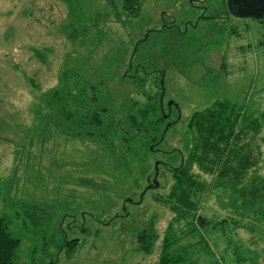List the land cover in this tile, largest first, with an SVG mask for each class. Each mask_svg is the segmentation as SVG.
I'll return each mask as SVG.
<instances>
[{
    "label": "rangeland",
    "instance_id": "1",
    "mask_svg": "<svg viewBox=\"0 0 264 264\" xmlns=\"http://www.w3.org/2000/svg\"><path fill=\"white\" fill-rule=\"evenodd\" d=\"M67 1L75 7L73 18L63 0H0V217L20 240L17 264H155L168 224L175 223L172 234L186 229L161 204L159 198L170 194L172 181L159 163L158 188L148 189L139 203L161 155L143 156L133 145L132 156L120 158L100 143L63 136L45 118L46 94L60 87L64 74L75 72L108 93L116 108L129 98L141 101L130 79L141 58L149 72L146 93H157L153 82L163 72V112L172 101L180 113L175 133L167 132L166 147L182 148V125L217 101L245 102L264 111V25L231 17L201 22L182 35L185 22L194 24L198 15L189 0H139L137 18H121L123 0ZM219 4L204 2L208 8ZM113 9L119 12L118 22ZM163 23L181 32L160 29ZM75 31L78 37L68 39ZM140 40L141 53L132 60ZM129 61L133 66L127 69ZM176 116L172 108L169 120ZM256 155L260 159L250 175L256 171L264 178L263 142ZM29 205H47L41 224L24 215L22 206ZM237 205L203 196L195 213L199 222L230 216L253 232L236 228L226 238L207 229L212 254L195 252L194 264H234L236 252L264 264V222L256 223ZM80 225L83 233L76 229ZM150 226L159 239L145 256L134 251L135 238ZM72 238L71 247L60 246Z\"/></svg>",
    "mask_w": 264,
    "mask_h": 264
},
{
    "label": "trees",
    "instance_id": "2",
    "mask_svg": "<svg viewBox=\"0 0 264 264\" xmlns=\"http://www.w3.org/2000/svg\"><path fill=\"white\" fill-rule=\"evenodd\" d=\"M138 1L123 0L121 18L126 14L129 18L139 17L141 7ZM63 2L68 6L69 18H73L75 7L70 6L71 3L67 0ZM131 2H135L133 8L130 7ZM113 12L118 22L119 12L118 15L115 10ZM258 23L264 25V20ZM169 29L175 30L174 27ZM77 37L76 31L68 35L71 40ZM141 43L142 40L132 51V60L138 55L137 52H140ZM140 60L141 58L136 61L130 79L133 80L135 91H138L139 95L142 94L141 101L129 98L116 108L108 93L87 82L77 73L71 72L64 74L58 89L46 94L45 118L63 136L100 143L111 152L116 150L120 158L132 156L133 145H137L144 152L143 156L146 153L160 154L161 158L156 162L160 163L163 173L169 174L172 186L170 194L163 200L159 199L162 205L175 212L176 223H184L186 229L179 232L176 230L175 234H172L175 223L171 221L168 224L162 235L155 264H194L192 257L195 252L207 250L212 254L206 240L207 229L219 230L226 238L230 236V231L236 228L253 232L251 226H240V221H235L230 216L214 223L203 218H200L199 222L195 213L203 196L211 194L217 199H227L233 206L238 203V211L244 212L248 217L252 215L256 223L264 222V178H259L256 171L250 175V170L257 167L260 159L256 155L260 150V142L264 144V111L251 109L245 102L239 104L227 99L217 101L201 111L194 112L185 125H182L179 133L183 142L182 148L166 147L167 132L172 130L171 134L175 133L178 114L175 110L177 116L173 121L169 120L170 117L163 118V105L159 102L163 72H158L153 82L157 93H146L144 86L149 81V72L146 71V62ZM129 64L130 61L127 69L133 66ZM153 72L156 71L150 74ZM139 74L141 76L138 78ZM167 124H170L168 128ZM257 139H260L259 143ZM151 147L153 150H150ZM193 168H196L201 176L194 172ZM46 206H22V211L32 222L41 224ZM82 227L84 229L81 225L76 229L79 231ZM72 228L74 227H68ZM196 238L194 242L188 241ZM158 239L159 235L152 226L141 228L135 238L134 251L149 256ZM65 243L68 244L67 241H62L60 246ZM19 245L20 240L10 232L9 222L0 217V264H17ZM237 253L234 264H256Z\"/></svg>",
    "mask_w": 264,
    "mask_h": 264
},
{
    "label": "flooded vegetation",
    "instance_id": "3",
    "mask_svg": "<svg viewBox=\"0 0 264 264\" xmlns=\"http://www.w3.org/2000/svg\"><path fill=\"white\" fill-rule=\"evenodd\" d=\"M206 0H189L188 1V4L192 7V10L193 11H195V12H198V15H197V17H196V20H195V22H194V24H192V22H190V21H186L185 22V25H184V27H183V31H182V35L183 34H187V30H188V27L189 28H192V29H194V30H196L197 28H198V25L201 23V22H216V21H222L223 22V20H219V19H227V18H236V19H252L253 20V18H237V17H235V16H233L232 14H231V12L229 11V8H228V4H227V1L228 0H219L220 1V4H219V6L217 7V8H208V7H206L205 5H204V2H205ZM255 20V19H254ZM262 20H264V19H262ZM262 20H256V21H262ZM162 27H167V28H172V27H174L175 28V30L176 31H179V33L181 32L180 30H179V27L178 26H176V25H174V24H170V25H166V24H162V26H161V28L160 29H162ZM172 108H174V107H172ZM171 108V109H172ZM175 109V108H174ZM159 163V162H158ZM160 164V163H159ZM155 170L156 169H154V174H155ZM157 172H159V169L157 170ZM155 176V175H154ZM158 176V175H157ZM146 187L145 188H153L152 187V184H151V182H150V180L149 179H147L146 180ZM144 188V189H145ZM147 192V191H146ZM146 194V193H145ZM145 194H144V196H145ZM129 200V202L127 201L126 203H128L129 205H132V204H134L130 199H128ZM124 207V206H123ZM122 207V208H123ZM116 219L118 218H121V216H118V215H116V217H115ZM99 224H101L102 222H98ZM109 222H107V223H105V225H107ZM70 228V227H69ZM74 229H72V231H73ZM83 229H79V232L80 233H83ZM76 241V239H74V238H72V239H70V242L67 244V248L68 247H70L71 246V244H73L74 242ZM65 246V245H64Z\"/></svg>",
    "mask_w": 264,
    "mask_h": 264
},
{
    "label": "water",
    "instance_id": "4",
    "mask_svg": "<svg viewBox=\"0 0 264 264\" xmlns=\"http://www.w3.org/2000/svg\"><path fill=\"white\" fill-rule=\"evenodd\" d=\"M229 11L231 14L237 18H253L255 20H262L264 19V0H228L227 1ZM160 88H161V94L159 98L160 105H162L163 102V95H164V90H163V80H160ZM174 107L175 110L177 111V119L176 121L180 120V113L177 105H175L172 101L167 103V114H164L163 112V107L161 108L163 118L168 119L171 108ZM170 126V124H167V128ZM151 149V148H150ZM157 166L158 162L155 163V177L152 181L153 188H158V182H157ZM149 188H145L143 192L140 195V201L143 200V196L146 193V191ZM129 202V200H126Z\"/></svg>",
    "mask_w": 264,
    "mask_h": 264
}]
</instances>
